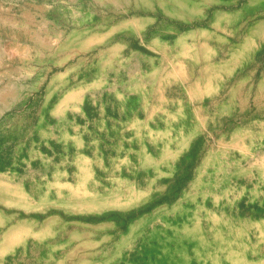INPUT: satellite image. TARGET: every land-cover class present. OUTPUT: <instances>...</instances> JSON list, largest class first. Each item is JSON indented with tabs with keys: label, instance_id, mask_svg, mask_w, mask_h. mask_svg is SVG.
<instances>
[{
	"label": "rangeland",
	"instance_id": "rangeland-1",
	"mask_svg": "<svg viewBox=\"0 0 264 264\" xmlns=\"http://www.w3.org/2000/svg\"><path fill=\"white\" fill-rule=\"evenodd\" d=\"M249 2L167 0V4L148 7L138 0H0V174H15L14 179L26 175V192H31L35 185L55 197L56 188L50 183L62 173L59 181L75 185V158L82 153L93 164V178L85 186L95 196L113 191L118 186L117 179L132 182L136 178L146 199L127 209L111 208L99 213L53 203L44 211L8 206L6 210L19 218L43 221L57 215L67 226H53V233L40 240L30 238L25 246H17L15 254L0 259L1 263L76 264L84 258L100 264H107L108 259L111 264H166L157 258L154 250L159 249V253L161 248L157 247L159 241L149 236L150 229L164 228V220L186 219V212L170 210L189 189L207 154L218 149L226 156L220 169L209 175L211 179H222L221 185L234 184L235 190L246 180L226 175L236 168L235 159L242 160L241 167L247 165L242 151L228 143L238 127L259 136L250 159L259 156L264 190V145L260 144L264 142V90H259L264 74V35H254L255 27L264 23V0ZM190 10L198 13L190 15ZM219 11L236 15L217 24L214 16ZM134 18L140 27L117 30L120 22ZM97 37L94 47L79 48L81 42ZM157 39L166 46L154 44ZM178 40L190 46L193 57L185 55ZM121 43L124 46L117 55L108 57L113 46ZM67 56L70 57L60 63ZM68 68L69 73L49 94L53 77ZM183 72L193 81H206L213 73L207 82L215 92L203 99L193 98L188 81L181 80ZM75 91L80 92L83 100L79 109H73V103L65 106V100ZM94 98L96 104L88 110L90 118H100L102 106L106 105L107 114L116 121L109 137L90 126L102 147H86L92 138L81 114L86 103ZM179 99L186 112L171 120L172 125H184L186 135L196 128L199 132L191 149L187 148L176 162L170 160L171 172L168 161L158 165L161 172H170L159 175L153 167L141 165L136 157L134 152L141 147L133 142L132 124L138 118L149 120L152 129L167 130L166 113L161 106L175 112ZM60 104L62 109L56 110ZM198 107H203V113L196 118L191 112ZM143 130L147 134V148L155 158L175 147L172 141L165 146L161 138L152 141L148 127ZM95 131H99L97 137ZM123 133L127 147H103L117 146ZM64 134L79 137L82 147H75ZM252 169L258 179L260 167ZM219 189L215 187V191ZM248 201L245 196L225 209L235 217L264 220V196L254 206H249ZM162 206L171 209L154 223L133 230L130 239L122 243L135 222ZM2 227L8 229L10 222ZM205 229L209 231L210 226ZM163 231L160 235L164 242H169L165 234L172 235V228L165 227ZM244 240L248 244L247 258L257 260L261 253L264 255V241H258L252 228H248ZM183 245L187 247V238ZM221 259V264H230L224 255ZM194 264H198L197 260Z\"/></svg>",
	"mask_w": 264,
	"mask_h": 264
},
{
	"label": "bare ground",
	"instance_id": "bare-ground-1",
	"mask_svg": "<svg viewBox=\"0 0 264 264\" xmlns=\"http://www.w3.org/2000/svg\"><path fill=\"white\" fill-rule=\"evenodd\" d=\"M253 1L254 0H250L251 3ZM138 2L143 3L148 7L156 4H167V0H138ZM188 13L193 15L198 12L190 10ZM234 15L236 14L219 11L215 13L214 20L215 23L221 24L223 20H227L229 19L228 17H232ZM140 25V22H138L136 18L133 20H124L119 23L117 30L125 29L130 31V29L133 30L134 28L140 27ZM254 35L255 37H263L264 23H259L255 27ZM97 40H99L98 37L84 41V43L81 42L79 44V48L81 50L92 48L94 47L93 43ZM153 43L156 45L164 44L166 46V44L162 43L159 39L154 40ZM177 45L182 48L186 56L190 55V57H193V54H190V46L185 44L183 40H178ZM123 46L124 45H122V43L113 46L111 52L108 53L107 56L110 58L115 57ZM236 53H239V50H237ZM69 57L70 56L63 58L60 63H63ZM107 60L110 59H105V61ZM69 71L70 68L53 77L48 88L49 94L52 93L54 88H56V83L64 78ZM212 74L213 73H211L210 76H207L206 81L200 79H194L195 81H193V77H188L185 75V72H183L181 74L183 77H181V80L182 82L188 81V91L190 94L192 93L193 98L195 96H200L203 99L206 96H211L215 92V90L209 88V84L207 82L210 80ZM259 90H264V74L259 83ZM69 100L71 102H69ZM69 100L67 97L65 100V106L73 103V109H79L83 101L79 91L70 93ZM61 103L63 104V102ZM62 104L57 106L56 110L60 111L63 107ZM161 108L166 113L167 130L162 131L150 128L148 126L149 120L143 121L137 118L133 122L132 126L135 129L133 142H136L138 147H141L140 150L134 153L136 154L138 160H141V165L145 167H153L159 175H169L173 166L170 164V160L173 159L176 162L178 157L190 147L192 140L199 132V129H193L194 131L191 135V132L186 135L184 133L186 131L183 130L184 125H172L171 120H173L181 112H186L185 104L181 99H179L176 104L175 112L172 110L168 111L165 109L164 105H162ZM202 109L203 107H198L195 110L192 109L193 112L191 113L197 118L199 114L203 113ZM195 122L197 123L198 120ZM145 127H148V130L146 131L152 141L156 142L161 138V140L164 141L165 146L168 144L167 142L172 141L175 143V147L170 148V150L167 149V153L163 151L159 157L155 158L147 148L148 146L145 136L147 134H145L143 130ZM246 131L247 130L245 128L238 127L233 132L232 137L228 142L230 147H236L242 151L243 161L247 160V165H243L242 167L239 165L242 162L241 159L233 160L236 168L230 170L226 174L227 176H240L246 179L238 186V189H234V184L221 185L223 180L220 178L213 180L209 177L212 172L220 169L221 164L224 162L226 157L224 152L218 149H213L207 154L197 169L195 178L192 180L189 189L184 192L181 199L173 204V207H171L172 210H170V206H162L163 208L159 207L153 212L142 216L140 220L131 226L129 233L125 235L123 239L121 237L122 243L130 239L133 234V230L136 228L144 224L148 226L151 223H154L160 218V216H163L165 212L168 213L169 210H181L187 213L186 219L182 222H178L176 219L174 221L164 220V228H172V235L165 234V238L169 239V242H164L163 237L160 235L164 228L156 229L154 227L150 229L149 232V236L159 241V245L157 247L161 248V253H158L159 249L154 251L157 254V258L164 261V263L194 264L197 260L198 264H221V258L222 255H224L225 261L230 262V264H264V255L262 253L259 255V259L257 260L247 258L246 248L248 247V244L244 240L246 231L248 228H252L256 232L258 241H264V220L255 219L253 216L244 218L240 215L239 217H235L227 213L225 209V206L231 204L232 202H236L237 200L239 201L245 196L249 199L248 205L254 206L257 202H259L261 196H264V190L260 183L263 181V171L261 170L263 167L258 164L259 156H254V158L252 157L250 159L252 150L258 143L256 138L259 136L258 134H253V132H250L252 134L251 135ZM261 133V136H264V130ZM64 137L66 139H72L75 147H82L79 137L71 135L70 137H67L66 134H64ZM260 144L264 145V142ZM119 147L125 146L121 143ZM164 160L168 161L166 164L167 168H169L168 171L170 172H161L158 167V165ZM75 164L78 168L76 173L77 181L75 185L61 183L58 178L62 173L55 175L57 180H55L54 183H50V186L56 188L55 197L49 196V190H43L41 192L35 185L33 186L34 188L31 192H26L24 188L28 177L26 175L22 178L14 179L15 174H0V202L3 204V207L0 209V259L5 258L8 254H15L17 246L20 244L25 246L24 243L28 242L30 238L40 240L41 238L52 234L53 226L55 225L62 224V227L67 226V224L65 225L64 222L60 221L61 217L57 215L49 216L43 221H41L42 218H19L18 214L13 213L12 211L11 212L13 214H10L8 212L9 210H6V207L8 206L23 208L26 211L43 208L44 211L46 210V206L48 204L53 203L64 208H72L85 212L97 211L99 213L111 208L127 209L145 202L146 199L144 200V194L139 191L140 186L138 185H140V183L136 178L132 182L124 178L117 179L118 186L114 188L113 191H109L107 195L102 197H100V195L95 196L91 189L85 186L91 178H93V164L90 158L82 155V153H78L75 158ZM227 166L224 171L227 170ZM257 166L260 167V176L258 179L255 177L252 169ZM11 178L14 179V181H12ZM250 186L252 187L250 188ZM215 187H220V189L215 191ZM189 204H194V206H189ZM8 221L10 222V227H7L8 229H4L2 226ZM208 226H210L209 231L205 229V227ZM185 238L188 239V245H186L187 247L183 245ZM171 241L174 242L171 243ZM47 263L50 264V262ZM0 264L4 263L0 262ZM76 264L100 263L98 261L93 262L91 260L81 258ZM107 264H111V259L107 260Z\"/></svg>",
	"mask_w": 264,
	"mask_h": 264
},
{
	"label": "crops",
	"instance_id": "crops-1",
	"mask_svg": "<svg viewBox=\"0 0 264 264\" xmlns=\"http://www.w3.org/2000/svg\"><path fill=\"white\" fill-rule=\"evenodd\" d=\"M92 104H96L95 98L92 99L91 102H87L86 103L85 109L82 111L83 112V115L81 114V116H84L85 119H86V121H87V132L91 134L90 137L92 138V141L89 142L86 147H102L100 145V142L97 143L98 141H96V139L94 138V132H91L89 130L90 126L93 125L97 129H101L102 131L100 132V134L103 135V136H105V137H109L111 135V131L113 130V128L115 126L114 124H115L116 121L113 119V117H111V116H109L107 114V108H108V106H106V105H103L102 106V109H101L102 114H101V117L100 118L91 119L90 116H89L88 110H89V108H92V106H93ZM98 133H99V131H95V136L96 137L99 135ZM124 141H127V138H126V135L123 133V135L120 136L119 143L117 144V146L116 145L114 146V144H113V145H105L103 147H119V145H121V143L125 147H127L126 144L124 143ZM83 147H84V145H83ZM189 148L191 149V147H189ZM78 149L79 148H77V151H78ZM81 151H82V149H81ZM186 151H184V152H186ZM181 155L178 157V159L181 157ZM60 181H63V180L60 179ZM63 182L66 183V182H69V181H63Z\"/></svg>",
	"mask_w": 264,
	"mask_h": 264
}]
</instances>
